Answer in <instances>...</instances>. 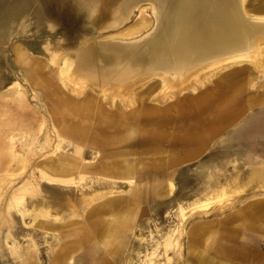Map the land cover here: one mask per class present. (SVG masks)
<instances>
[{"label":"rangeland","instance_id":"1","mask_svg":"<svg viewBox=\"0 0 264 264\" xmlns=\"http://www.w3.org/2000/svg\"><path fill=\"white\" fill-rule=\"evenodd\" d=\"M149 1L101 28L99 3L0 0V264H183L192 227H247L245 210L264 202V187L252 182L264 172V43L174 83L153 75L97 85L75 73L87 39L130 44L152 34L158 3ZM245 1L247 19L264 14V0ZM141 20L152 24L127 36ZM117 108L159 119L166 127L154 136L197 131L198 142L144 154L128 147L151 137L137 123L113 135L124 140L110 153L133 163L126 178L100 175L90 169L102 156L89 143L96 130L86 126ZM205 134H213L206 149L185 160L204 149ZM155 157L165 163L154 167ZM110 200L120 207L98 214Z\"/></svg>","mask_w":264,"mask_h":264},{"label":"bare ground","instance_id":"2","mask_svg":"<svg viewBox=\"0 0 264 264\" xmlns=\"http://www.w3.org/2000/svg\"><path fill=\"white\" fill-rule=\"evenodd\" d=\"M83 1L89 6L99 3V14L103 21L102 24L100 23V27L114 28L119 25L120 19L123 20L122 18L125 16L128 18L133 13L134 6L138 2L140 4L142 0ZM155 1L158 6L154 12L157 18L154 32L144 37L141 42H130V44L100 43L92 38L87 39L80 47L77 72H75L79 76L78 78H83L97 85L119 84L126 86L128 83L130 84V81L151 78L150 76L153 75H157L161 79L165 76L167 80L171 79V75V81L174 83L188 78L192 72L209 63L212 64L213 61H215V65L219 66V64L222 65L225 58L232 60L248 55L253 52L256 46L264 43V14H259V18L255 20L247 19L246 13L244 14L247 12L245 0ZM251 2L252 0H249L248 3L251 4ZM261 5L263 6L258 9L260 12H264V4ZM150 23L141 20L131 26V33H126V35L142 33L144 29L150 26ZM217 62L220 63L216 64ZM146 91L151 92L148 89L145 90V93H147ZM172 95L170 94V96ZM142 107L145 111L155 112V109L148 108L146 104H142ZM98 114L100 119L94 121L91 126H86V130H96L95 133L90 134V138H92L89 141L92 144L91 150L95 154L102 153V156L98 157L90 169L103 175L113 173L118 178L123 179L126 178L127 171L133 167V163L125 156L124 159L118 157L117 154L121 152V155H125L123 151L110 153L112 146L117 147L120 143L122 145L124 140L122 142L121 138L116 140L113 135L121 136L129 128L135 129L136 124L139 123L142 132L151 137L141 142L137 141L136 144L129 141L128 147L138 145L142 146L141 153L156 154L163 150L164 142H167L173 150L178 147H187L188 144H197L196 134H200L197 131H192L181 137L180 133L171 131L169 134L173 135L164 139L162 135H153L161 134L159 130L166 127L159 119L143 117L136 113L125 114L119 108L113 112L105 109L99 110ZM86 116L89 118V112ZM105 118L107 120H102ZM149 123L155 125L153 131L156 133L145 128ZM192 151L193 149L189 150L190 154ZM73 158L75 159V157ZM150 160L154 167H160L165 163L159 157L150 158ZM171 160H168L167 165ZM143 161L140 160L137 164L143 165ZM172 162L176 164L178 160L175 158ZM118 207H120V200H110L100 205L98 214L111 212Z\"/></svg>","mask_w":264,"mask_h":264},{"label":"crops","instance_id":"3","mask_svg":"<svg viewBox=\"0 0 264 264\" xmlns=\"http://www.w3.org/2000/svg\"><path fill=\"white\" fill-rule=\"evenodd\" d=\"M212 135L205 134L207 143L204 149L201 151L198 149L192 154L186 152L185 160L191 159L194 154L202 153L208 146ZM165 144L166 142L163 144V150ZM253 181L264 187V172L254 173ZM262 206L264 207V202L255 203L245 210L244 216L248 222L247 227L217 228L211 233L203 227H192L188 235L189 240L185 249L183 264H264V233L260 230V226L264 224V211H256V208ZM89 215L95 216L96 214L90 212ZM203 233L205 237H202ZM208 234L224 236L208 243L209 237L206 238Z\"/></svg>","mask_w":264,"mask_h":264}]
</instances>
